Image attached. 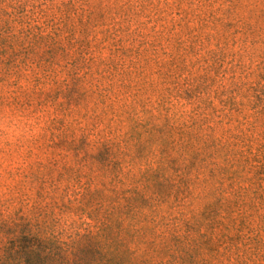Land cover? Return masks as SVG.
I'll return each instance as SVG.
<instances>
[{
  "label": "rangeland",
  "instance_id": "1",
  "mask_svg": "<svg viewBox=\"0 0 264 264\" xmlns=\"http://www.w3.org/2000/svg\"><path fill=\"white\" fill-rule=\"evenodd\" d=\"M229 5L226 0H32L37 22L30 42L18 47L12 60H2L0 48V109L29 118L39 114L45 127L56 115L73 128L76 121L94 140L101 127L92 129L87 106L80 105L77 114L62 113L64 91L92 93L123 78L127 90L116 104L160 103L168 114L199 107L217 133L227 134L228 160L218 163L231 174L223 183L226 193L219 204L193 202L195 212L209 202L213 211L207 209L199 232L171 253V264H264V0H242L235 17L227 15ZM41 135L14 147L7 165L0 164L5 216L18 210L13 202L20 195L33 196V164L44 150L34 141ZM66 163L63 185L69 190L81 192L98 181L77 161Z\"/></svg>",
  "mask_w": 264,
  "mask_h": 264
},
{
  "label": "trees",
  "instance_id": "2",
  "mask_svg": "<svg viewBox=\"0 0 264 264\" xmlns=\"http://www.w3.org/2000/svg\"><path fill=\"white\" fill-rule=\"evenodd\" d=\"M31 1L0 0L2 60L30 42L37 22ZM226 1L227 15L235 17L242 0ZM126 90L121 78L92 93L64 91L62 113L87 106L99 135L91 141L76 121L73 128L50 119L34 141L44 150L33 164V196L20 195L13 216L0 212V264H171V253L199 232L231 177L218 164L228 160L227 134L217 133L199 107L168 114L160 103L116 104ZM67 159L94 173L92 188L75 193L63 185ZM197 200L213 202L198 213Z\"/></svg>",
  "mask_w": 264,
  "mask_h": 264
},
{
  "label": "clouds",
  "instance_id": "3",
  "mask_svg": "<svg viewBox=\"0 0 264 264\" xmlns=\"http://www.w3.org/2000/svg\"><path fill=\"white\" fill-rule=\"evenodd\" d=\"M44 128L39 114L29 118L11 109H0V164L6 166L13 148L40 136Z\"/></svg>",
  "mask_w": 264,
  "mask_h": 264
}]
</instances>
